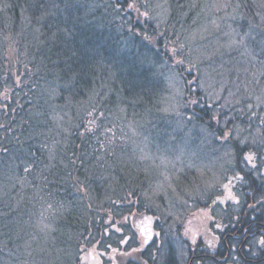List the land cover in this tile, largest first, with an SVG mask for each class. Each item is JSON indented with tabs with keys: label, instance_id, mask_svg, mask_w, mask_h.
Returning a JSON list of instances; mask_svg holds the SVG:
<instances>
[{
	"label": "trees",
	"instance_id": "16d2710c",
	"mask_svg": "<svg viewBox=\"0 0 264 264\" xmlns=\"http://www.w3.org/2000/svg\"><path fill=\"white\" fill-rule=\"evenodd\" d=\"M261 86L264 0H0V264H264Z\"/></svg>",
	"mask_w": 264,
	"mask_h": 264
},
{
	"label": "rangeland",
	"instance_id": "374dc122",
	"mask_svg": "<svg viewBox=\"0 0 264 264\" xmlns=\"http://www.w3.org/2000/svg\"><path fill=\"white\" fill-rule=\"evenodd\" d=\"M221 63H224L226 66H225V78H224V81L227 80V81H230V82H233L235 83L237 86H241L242 90L244 92H249L250 90L254 89L256 83L260 80V77L259 75H253L251 74V66L250 64H246L243 62V64L241 65L239 71H238V80L236 81H231L229 80L228 78L231 77V74L234 75V72L235 69H234V64L235 62L233 61H229V60H225V61H222ZM236 63L241 64V60H238L236 61ZM243 68H245V71H243ZM223 81H216L215 83V86H218L219 84H221ZM225 84V87L226 89L228 87H231L230 85ZM233 87V85H232ZM259 92L261 90L264 91V87L261 86L259 87ZM234 186V184H233ZM205 212L204 211H199L197 212L195 215V217H191L189 219V221L187 222V227L189 228V233H194V234H197L199 233V235H205V236H210L211 237V234L209 233V228H208V222H205V217H204V214ZM141 227H143V231L144 233L146 234V237H150L151 235V232L152 229H151V225H150V222L148 223H141L140 225ZM187 234V231L185 232ZM117 255H121V256H117L119 258V262L117 264H124L126 258H128L127 256L124 257L125 254H119V253H116ZM82 260H83V264H102L101 263V259L99 258L98 254L97 253H94V252H85L82 256Z\"/></svg>",
	"mask_w": 264,
	"mask_h": 264
}]
</instances>
